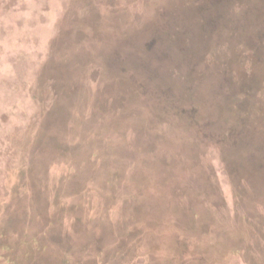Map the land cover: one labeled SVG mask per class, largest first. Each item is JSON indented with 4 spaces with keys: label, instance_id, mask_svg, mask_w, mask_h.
I'll return each mask as SVG.
<instances>
[{
    "label": "trees",
    "instance_id": "1",
    "mask_svg": "<svg viewBox=\"0 0 264 264\" xmlns=\"http://www.w3.org/2000/svg\"><path fill=\"white\" fill-rule=\"evenodd\" d=\"M0 264H264V0H0Z\"/></svg>",
    "mask_w": 264,
    "mask_h": 264
}]
</instances>
